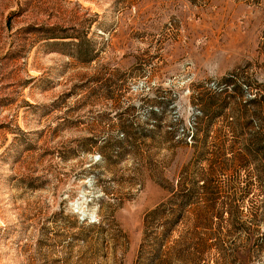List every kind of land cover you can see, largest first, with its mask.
I'll return each instance as SVG.
<instances>
[{"label": "rangeland", "instance_id": "obj_1", "mask_svg": "<svg viewBox=\"0 0 264 264\" xmlns=\"http://www.w3.org/2000/svg\"><path fill=\"white\" fill-rule=\"evenodd\" d=\"M263 125L264 0H0V264H264Z\"/></svg>", "mask_w": 264, "mask_h": 264}, {"label": "trees", "instance_id": "obj_2", "mask_svg": "<svg viewBox=\"0 0 264 264\" xmlns=\"http://www.w3.org/2000/svg\"><path fill=\"white\" fill-rule=\"evenodd\" d=\"M197 125H199V121H197ZM262 128L264 130V125L262 126ZM199 141L201 140L199 139ZM246 149L247 152L249 153L246 156L252 158L255 162L258 161L259 155L260 154H262V156L264 155V133L260 131L256 132L250 139V142L248 146H246ZM254 170L257 173L256 174L254 172L252 173L253 181L250 180L245 184L243 195H247L250 192H252L253 187L255 185L258 186L259 189H263L264 191V179H263L264 176L262 174V169L257 165V162L254 165ZM208 239L209 238L204 239L206 244L208 242L207 241Z\"/></svg>", "mask_w": 264, "mask_h": 264}]
</instances>
